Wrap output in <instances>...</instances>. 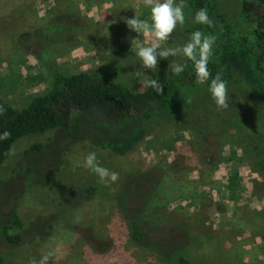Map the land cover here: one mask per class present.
Segmentation results:
<instances>
[{
	"label": "rangeland",
	"instance_id": "374dc122",
	"mask_svg": "<svg viewBox=\"0 0 264 264\" xmlns=\"http://www.w3.org/2000/svg\"><path fill=\"white\" fill-rule=\"evenodd\" d=\"M69 1L86 20L82 32L71 30L66 45L48 28L38 36L32 32ZM216 1L234 17L241 0ZM135 14L150 22L143 0H0V98L21 107L48 84L46 64L65 72L97 70L112 61L111 48L122 46L134 55L117 58L119 79L144 89L145 81L172 69L176 56L160 58L155 73L143 68L137 50L152 38L127 27L125 20ZM95 37L104 46L90 48ZM189 37L176 28L162 47L182 46ZM227 87L234 102L229 112L216 106L204 84L180 89L179 98L190 99L183 106L194 113L180 114L177 107L169 121L164 115L154 119L161 124L123 156L95 140L125 141L132 125L116 132L74 117L68 130L17 140L0 165V232L10 226L20 240L7 243L0 233V264H39L45 255L48 264H168L179 253L199 263L264 264V171L234 141L233 129L252 121L254 109L241 84ZM206 104L217 107L223 124L195 139L190 129L199 127ZM249 131L264 144V120L254 119ZM34 144L40 149L30 150ZM90 152L119 174L116 182L105 185L83 166ZM134 224L142 241L132 239Z\"/></svg>",
	"mask_w": 264,
	"mask_h": 264
},
{
	"label": "trees",
	"instance_id": "16d2710c",
	"mask_svg": "<svg viewBox=\"0 0 264 264\" xmlns=\"http://www.w3.org/2000/svg\"><path fill=\"white\" fill-rule=\"evenodd\" d=\"M175 2L179 4L181 0H175ZM182 2L185 23L182 26L178 24L177 31L186 38L188 35L191 37L195 31H201L206 36H214L215 43L208 64L211 78L220 73L227 84L238 82L243 86L246 95L250 96L249 101L254 109L250 115L253 119L245 123L233 124V129L238 130L237 135H234V141L243 148L248 158L264 171V144L260 142V139H255L256 136L249 131L254 119L259 122L264 120V0H241L239 10L234 17H228L220 9L216 0H182ZM66 5L60 4L58 8H55L49 23L39 29L35 28L32 32L37 33L38 36L46 33L45 28H48L52 34L61 39V45H66L65 43L71 41L69 38L71 30L80 33L86 28V20L84 21L79 13L77 3L70 4L69 1V5ZM201 8H206L210 19L213 20L211 27L195 22V14ZM119 9V13L125 12L123 4H119ZM63 18H66V22ZM107 18L114 22L111 17ZM25 33L30 32L28 30ZM96 37L92 42L93 47L90 48L101 44L104 46V43ZM110 51L112 61L97 70L65 72L61 71L54 62L46 64L48 84L43 91L31 94L26 104L21 107L0 98V108L3 109L0 112V134L5 131L11 133L7 139L0 140V165L9 156L12 145L23 136L42 134L55 128L68 130L74 117L105 126L116 132L130 128L132 125V132L127 129V134L129 132L131 136L125 141L95 140L99 147L114 155L123 156L130 152L134 142L142 140L141 135H148L154 131V126L161 124L154 119L164 115L169 121L170 112L177 107L180 114L194 113L195 108L183 106L190 99L186 101L185 98L184 100L177 95L180 89L193 87L197 83L192 61L178 55L175 64L185 66L182 73L177 75L170 68L157 73L155 79L163 85V93L158 94L154 88L147 85L142 90H136L122 82L119 79L116 60L120 56H133L134 53L123 46L117 49L111 48ZM210 80L203 83L205 87L209 88ZM233 104L234 102L230 103L231 109L227 108V112L232 110ZM213 105L203 106V108L207 107V111L204 109L199 114V127L190 129L193 138L197 139L199 135L203 136L207 133L212 135L213 131L222 127L223 123L219 120L221 113H216L217 107ZM228 126H231L230 123H227ZM39 149V144L30 146V150ZM181 155L179 153L176 157L179 159ZM194 155L193 153L192 156ZM183 157L186 158L185 155ZM162 173L164 175L163 169ZM12 216V223L19 225V218L15 214ZM9 228L10 226L2 227L0 233L3 239L7 243H17L20 240V234H12ZM131 236L134 241L144 239L137 224L133 225ZM168 264L209 263L194 262L179 253Z\"/></svg>",
	"mask_w": 264,
	"mask_h": 264
},
{
	"label": "clouds",
	"instance_id": "9594fccd",
	"mask_svg": "<svg viewBox=\"0 0 264 264\" xmlns=\"http://www.w3.org/2000/svg\"><path fill=\"white\" fill-rule=\"evenodd\" d=\"M143 5L150 8V22L147 19L139 18L136 14L125 20L130 30L152 38L148 46H141L137 50V56L142 61L143 68L155 73L160 58L167 59L182 55L193 62L197 83L208 82L212 76L208 64L212 56L215 37L206 36L201 31H195L191 34L190 40L182 46L162 47L170 39L177 25L182 26L185 23L183 2L181 0V3L177 4L175 0H143ZM194 19L198 24L210 27L213 25V20L210 19L206 8L198 10ZM184 67L181 64H174L172 71L179 75L184 71ZM145 84L154 88L158 94L163 93V85L157 79H149L145 81ZM208 90L219 109L229 107L230 97L227 82L222 79L220 73L211 78ZM2 111L3 109L0 108V112ZM10 135V132L5 131L0 134V140L7 139ZM83 166L95 173L105 185L109 182L114 183L119 179L118 173L99 164L95 152H90L85 156ZM48 261L49 256L45 255L42 256L39 264H48Z\"/></svg>",
	"mask_w": 264,
	"mask_h": 264
}]
</instances>
